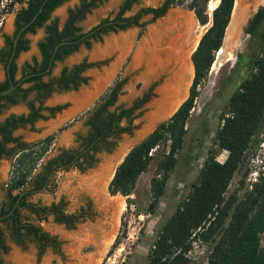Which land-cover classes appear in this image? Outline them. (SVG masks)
Segmentation results:
<instances>
[{"label":"rangeland","instance_id":"1","mask_svg":"<svg viewBox=\"0 0 264 264\" xmlns=\"http://www.w3.org/2000/svg\"><path fill=\"white\" fill-rule=\"evenodd\" d=\"M80 1H64L52 10L50 19L56 18L58 24L61 25L66 18L67 10L75 8ZM161 1L137 0L132 3L124 16L132 15L142 6H157ZM187 1L183 0L181 5H172L163 15L145 25L130 26L115 32L109 31L102 35L100 40H90L89 47L81 44L76 51L60 61H55L50 73L43 76L42 79L45 81L56 76L63 66L69 67L81 60L94 64L82 72L86 81L80 83L77 88L53 90L41 97L40 101L43 105H58L59 109L51 113L43 111V119H37L31 126L19 127L12 131V135L17 136L24 144H32L47 134L51 135L52 141L41 157L42 160L61 147L75 148L77 146L78 137L89 130L86 120L90 112L98 102L102 101L115 82L120 81L121 83L114 103L107 107L109 111L117 107L130 108L134 101L142 96L147 95L148 97L145 102L132 110L129 119L120 120L119 125L126 127L128 131L107 138L105 144L108 149L103 147L93 153L89 166L86 167L87 164H83L82 172L75 167L59 171L53 176L45 190L34 192L28 197L30 201L41 203H48L52 199L61 197L67 212L76 209L83 199H88L91 206V217L64 231L62 226L52 223L51 216H48V219L41 223V227L51 234L59 232V244L54 250L46 247L41 255L37 254L34 241L26 239L23 245L15 243L6 229V224L0 222L2 240L6 246L5 252L0 250V264H145L147 252L158 229L189 191L191 183L195 180L207 157L208 149L215 150L214 156L217 160L224 159L225 151L213 144L214 133L220 123V113L226 110L228 96L250 71V59L254 51H250L247 47L248 36L243 32V26L251 13L259 5H264V0H235L238 5L234 11L235 16L238 17L241 11L243 20L240 26L233 30L235 34L234 37L232 35L230 37L228 53L223 54L219 52L220 49L214 52V62L212 60L213 63L206 76L197 86V95L185 123L186 131L180 150L176 153L175 165L169 172L164 191L154 211L146 212V206L150 200L148 181L153 174L157 159L167 148L166 144L159 143L151 149L152 160L137 177L134 188L128 195L110 194L108 191L113 171L128 149L146 137L158 123L166 120L170 113L179 106V102L187 97L193 75L190 54L200 35L209 25L208 13L210 14L219 0H209L207 10L205 8L208 16L205 24H199L193 11L185 6ZM121 2L122 0H104L91 8L77 22L80 31L89 30L104 17L113 18ZM18 3L15 1L10 5L8 14H11L12 10L19 5ZM210 5L212 9L209 8ZM10 18L6 16L4 30ZM149 20L150 15L147 14L142 16L139 22ZM159 27L158 34L162 41L156 49L158 51V48L169 45L167 38L173 39L175 48L172 51L181 61L178 68H175L173 63H162V58L155 60L157 56H152L146 49H144V55L136 56L141 52L142 45L145 46L148 34L152 32V29ZM126 33H129L127 41L123 37ZM42 35L41 28H37L34 33L30 34L29 47L26 52L21 53L22 56L24 54L29 57L32 53H36V42ZM223 44H225V39ZM169 51H171L170 48ZM239 52L244 57L248 56L249 59L236 68L234 63ZM19 60L21 57L17 56L16 61ZM109 67L112 69L110 74L98 89L85 97V90L91 86L100 73ZM181 69H183V74L184 72L188 74L183 89L181 78L177 76ZM173 72H175L173 78L176 86H173L174 89L172 88L171 91L169 90L171 98L179 87L183 92L175 106L168 110L171 99L165 93L166 84L169 83ZM29 99L33 100L34 104L39 103L33 94L28 96ZM25 112V106L18 104L1 111L0 120L9 114ZM6 147L14 148L11 144H7ZM15 151L17 149L14 148L13 153H16ZM13 160V156L0 158V184L7 182L11 177ZM39 162L41 161L38 160L37 163ZM105 167L107 168L99 180L96 173ZM37 168L36 164L35 169ZM262 173H264V118L233 173L226 195L235 193L241 196L249 188V184ZM30 217L33 218V216ZM100 225V230L103 228L107 236L104 233V237L101 238L100 236L91 237L92 232L87 233ZM111 228H113L112 231ZM211 244L210 241H192L191 248L187 252L190 264H206ZM93 253L94 255L90 258Z\"/></svg>","mask_w":264,"mask_h":264},{"label":"trees","instance_id":"2","mask_svg":"<svg viewBox=\"0 0 264 264\" xmlns=\"http://www.w3.org/2000/svg\"><path fill=\"white\" fill-rule=\"evenodd\" d=\"M64 1L66 0H25L24 5L14 14L16 30L23 27L20 34L33 33L37 28H43L45 33L43 39L37 42L41 60L32 66L33 72L43 70L51 57L53 64L76 51L81 44L89 47L90 40H100L102 35L109 31L115 32L130 26L145 25L163 15L172 5H181L183 2V0H162L157 6H142L132 15L124 16L132 3L137 0H122L113 18L104 17L89 30L82 32L77 22L86 12L104 0H81L75 8L67 10L66 18L59 25L56 18L50 19V14ZM234 1L219 0L212 9L209 25L200 35L190 54L193 75L187 97L170 117L158 123L146 137L128 149L110 178L108 184L110 194L128 195L134 188L137 177L152 160L151 149L159 143L166 144L167 148L157 159L153 174L148 181L150 200L146 212L154 211L164 191L169 172L175 165L176 153L180 150L186 131L185 123L197 95V86L214 62V52H217L222 45L226 27L231 20ZM208 2L209 0H188L185 5L193 11L199 24L208 21L205 11ZM147 14L150 15V20L139 22L140 18ZM243 32L248 36V49L254 51L250 59V71L228 96L226 110L220 113V123L214 133L213 144L225 151V157L219 161L214 156L215 150L208 149L207 157L191 183L189 191L158 229L147 252L145 264H190L187 252L194 240L212 242L206 264H264V173L259 174L241 196L235 193L226 195L233 173L264 118V5L258 6L251 13L243 26ZM70 40L71 42L58 44ZM9 44L12 47V41H9ZM56 44L58 45L51 56ZM27 48V39L18 40L14 55L17 51ZM247 59L248 56L244 57L239 52L234 66L239 67ZM92 65L94 64L91 62L81 60L69 67L63 66L58 76L48 81L41 82L39 75L29 76L23 81H34L32 87L40 96L54 89H75L86 81L82 72ZM120 83L117 81L109 88L86 120L89 130L84 140L80 142V146L86 152H91L90 159L93 153L101 148L108 149L105 144L107 138L128 131L126 127L119 125L120 120L129 119L132 110L147 100L148 96L144 95L134 101L130 108L117 107L109 111L107 107L114 103ZM6 87H8L7 82L0 83V90ZM32 87L22 90L23 94L19 99H24L25 93ZM7 96L8 94L0 95V99ZM29 107L32 109V104H29ZM59 108L60 106L57 105L48 110L53 112ZM40 109L42 108L32 110L26 119L21 118L19 125L32 124L36 119L43 118ZM15 125L17 124H13ZM0 135V157L3 155L14 157L12 174L6 182L8 204L6 207L0 205V215H2L10 209L18 192L32 181L30 179L35 165L47 151L52 136L49 135L42 141L25 146L18 137L10 135V129L6 128L5 124L0 125ZM18 141L19 143L14 147L17 149L16 153H13L14 148H6L7 144ZM64 155L65 158L69 157L66 153ZM14 212L17 213L16 208ZM13 214L0 219V222L6 224L13 241L21 245L26 239L35 241V230L16 223ZM0 250L6 251L1 229Z\"/></svg>","mask_w":264,"mask_h":264},{"label":"flooded vegetation","instance_id":"3","mask_svg":"<svg viewBox=\"0 0 264 264\" xmlns=\"http://www.w3.org/2000/svg\"><path fill=\"white\" fill-rule=\"evenodd\" d=\"M8 12H9L8 8L3 7L2 9H0V70L2 72V78L0 79V83L7 82L8 86L10 85V83H12L14 85V88L10 92L6 93L8 94L7 98L0 99V112L6 108H9V107H12L18 104H23L26 108V112L19 113V114H9L7 116H4L0 120V125L5 124L6 128L10 129V135L14 136L12 135L13 130L19 127L31 126L34 123L33 122L32 124L26 123L24 125H19L21 124L19 120H21V118L22 119L28 118L32 110H35L41 107L42 109L39 110L41 114L43 111H46L47 113H51L48 110V108H53L54 106H48V105L42 104V102L40 101L42 96L38 95L37 91L32 87L35 82L32 80L24 82L23 80H25L29 76L39 75L40 81L44 82L42 78L44 75H48L50 73V69L53 66V64H52V57H51L49 59V61L51 60V64L47 71H44V69L47 66L43 70H37L36 72L31 71L32 66L36 65L41 60V54L37 46V42L42 40L45 35L43 28H41L43 35L36 42V50L38 52V56L36 57L35 55H31L28 61L21 62L20 65H17L16 58L19 52L25 51L26 49L19 50L14 55L15 45L18 40L26 39L25 34L27 33L32 34V32H25V33L20 34L21 29L23 27L18 31L16 30V27L14 24V16L12 20L11 31L6 32L3 29V27H4V22H5L6 16L8 15ZM9 41H12V47L10 46ZM51 56H52V53H51ZM31 73H34V74H31ZM58 74L56 76H58ZM54 77H50L49 79L45 81L53 79ZM28 87H32V88L29 89L25 93V98L20 100L19 98L23 94L22 90ZM54 90H57V89H54ZM6 94H3V95H6ZM30 94H33V96L39 102L38 104H34L33 100H30V99L28 100V96ZM13 99H15L16 101H12ZM29 104H32V109L31 107H29ZM38 119H41V118H38ZM13 124H17V125L13 126ZM85 135L86 133L78 137L77 139L78 143L75 148L61 147L57 149L55 153L51 154L50 156H47L45 159L43 160L40 159L41 162L37 163L38 168L37 169L34 168L33 170V174L30 179L32 181L29 184H26L25 187H23L18 192L17 198L14 200V202L16 200L17 202L13 207L12 213L8 215L10 216L14 213L13 218L16 219L15 221L16 223L23 224L26 227H30L32 230H35L34 232L36 235V240L34 242H35V246L37 249L36 250L37 254L39 255H41L43 249H45L46 247L50 248V250H54L55 246L59 244V238H58L60 235L59 232H55L54 234H51L47 230H45L43 227H41V223L47 220L48 216H51L52 223L56 224L57 226L58 225L62 226L64 231L69 230V228L72 225L81 223L85 221V219H89L91 217V206L89 204L88 199L87 200L83 199V202L79 204V206L76 209L68 211V212L66 210L64 200L61 197H58L57 199H52L48 203H41V202H35V201L28 200V197L34 192H41L45 190L49 182L52 180L53 176H55L57 172L67 170L68 168H71V167H75L78 169L79 172H82L84 170L83 164L85 165L86 163L87 164L86 167L89 166L91 152L89 151L86 152L85 150H83L84 148H81L80 146L81 145L80 142L84 140ZM48 136L49 134L45 135L40 140L33 142L32 144L42 141ZM14 137H17V136H14ZM19 141L12 142L9 144L15 147L16 144L19 143ZM32 144H24V145L30 146ZM65 153L69 155V157L65 158L64 157ZM3 156H9V155H3ZM3 156H1L0 158H2ZM96 174L98 175V178L100 180V178L103 176L104 173H103V170H101ZM6 186H7L6 182H3L0 184V192H1L0 205L3 204L4 207H6V205L8 204V199H9V197L7 196ZM101 199H103V197H101ZM14 202L12 203V205L14 204ZM15 208H16L17 213L14 212ZM30 216H33V218H31ZM112 229L113 228H111L110 230L112 231ZM105 236L107 235L105 234Z\"/></svg>","mask_w":264,"mask_h":264},{"label":"bare ground","instance_id":"4","mask_svg":"<svg viewBox=\"0 0 264 264\" xmlns=\"http://www.w3.org/2000/svg\"><path fill=\"white\" fill-rule=\"evenodd\" d=\"M237 7H238V5H236V3H235V6L232 9L233 12L231 13L232 16H231L230 23H228L229 25H227L228 27H226L227 29L225 30V32H226L225 35H224L225 36V38H224L225 39V44H223V42H222L223 46L221 45V47L219 48L220 49L219 52H223V54L228 53L229 47H230L229 46L230 37H232V36L234 37V34H235V33H233V30L236 29L237 27H239L241 22H242V20H243V17H242L243 14H242L241 11L238 13V15H239L238 17L235 16V12L234 11H235V8H237ZM209 8L212 9V6L210 5ZM159 30H160V27L159 28H155V30L152 29V32L149 31L150 33L148 34L147 39H145V46L142 45L141 52L137 53L136 56L139 57L140 55L142 56V54L144 55V53H145L144 49H146L148 51V53H151L152 56H154V57L157 56V59H155V60H158V59L162 58L161 59L162 63H164V64L173 63V64H175V68H178L180 63H181V61L178 59V57H175V55H174V53L172 51L175 48L174 47L175 46V43H174L175 41L173 39L167 38L166 41H167V43H169V45L167 44L164 47L158 48V51H157L156 48H157L158 45H160V43L162 41V39H160V36L158 34ZM123 37H124V40L127 41L128 37H129V33H126ZM169 48L171 49V51H169ZM111 70L112 69L109 67L105 71H103V73H100L95 78V80L93 81L91 86H89L87 88V90H85V92H84L85 97H88L96 89H98V87L102 84V82L105 80V78L110 74ZM174 86H176V85H174ZM170 91H171V89H170ZM182 92L183 91H182V89L180 87H179L178 90H176V92L174 93V95L171 98V101H169L170 104L168 106V110H171V107H174L175 103L177 101H179V98L181 97ZM106 168L107 167L102 168L103 169V173L105 172ZM100 228H101V225L99 227L97 226V227L91 229L87 233H91L92 232L90 234L91 237H95V236L99 237L100 236L99 238H101L104 235V233L107 234V232H105L103 228H102V230H100ZM93 255H94V253L90 255V258H92Z\"/></svg>","mask_w":264,"mask_h":264},{"label":"crops","instance_id":"5","mask_svg":"<svg viewBox=\"0 0 264 264\" xmlns=\"http://www.w3.org/2000/svg\"><path fill=\"white\" fill-rule=\"evenodd\" d=\"M23 1H25V0L19 1V3H18L19 5H18L17 7H15V8L12 10L11 14H8V16H10L11 18H10V22H9L8 26L5 28V31H6V32L11 31L13 16H14L15 12H16L21 6L24 5V2H23ZM5 22H6V20H5ZM4 26H5V25H4ZM29 37H30V33L25 34V38H26V39H29ZM28 47H29V42H28ZM27 49H28V48H27ZM27 49H26V50H27ZM35 49H36V48H35ZM182 49H183V48H182ZM26 50H25V51H20V52H19L18 56L21 57V60L16 61L17 65H20L21 62L28 61L31 55H35L36 57L38 56V52H37V50H36V53H32L31 55H29V57L26 56V55H24V54H23V56H22L21 53L26 52ZM185 65H186V61H185ZM185 65H184V66H185ZM183 68H184V67H183ZM190 70H191V68H190ZM177 71H178V70H177ZM177 71H175V72H177ZM175 72H173V74L171 75V77H170V79H169V83L166 84L167 90H166L165 93H166L167 96H169L170 99H171V95H170V93H169V90H170V89L172 90V88H173V86H174V84H175V82H174V78H173V75H174ZM190 74H191V71H190ZM177 76H179L178 78H181L180 81H181V83L183 84V86H182V89H183V87L185 86V84H186V82H187V79H186V78H188V74H186V72H184V74H183V69H181V70L178 71V75H177ZM1 78H2V72H1V70H0V79H1ZM177 83H178V82H177ZM181 96H182V94H181ZM180 98H181V97H180ZM180 98H179V99H180ZM179 103H180V102H179ZM176 107H177V106H176ZM176 107H175V108H176Z\"/></svg>","mask_w":264,"mask_h":264},{"label":"water","instance_id":"6","mask_svg":"<svg viewBox=\"0 0 264 264\" xmlns=\"http://www.w3.org/2000/svg\"><path fill=\"white\" fill-rule=\"evenodd\" d=\"M39 10H40V8L38 9V11H39ZM209 16H211V12H210ZM32 19H33V18H32ZM64 42H71V40H70V41H61V42H59L58 44H60V43H64ZM58 44L54 45L52 55H53V53H54V51H55V49H56V47H57ZM195 45H196V44H195ZM220 46H221V45H220ZM194 48H195V46H194ZM194 48H193V49H194ZM219 48H220V47H219ZM50 64H51V60L48 62V65H47V67L44 69V71H47V70H48V68L50 67ZM31 74H34V73H31ZM13 88H14V85H13L12 83H10V85H9L7 88H4V89H1V90H0V95H3V94H6V93L10 92ZM181 102H182V101H181ZM181 102H180V103H181ZM180 103H179V104H180ZM175 110H176V109H175ZM175 110H174V111H175ZM174 111H173V112H174ZM173 112H172V113H173ZM172 113H170V115H171ZM170 115H169L168 117H170ZM16 202H17V200L14 202V204H13L12 207H11V209H10L7 213L0 215V219L4 218V217H6V216H8L9 214L12 213L13 207H14V205L16 204Z\"/></svg>","mask_w":264,"mask_h":264},{"label":"built area","instance_id":"7","mask_svg":"<svg viewBox=\"0 0 264 264\" xmlns=\"http://www.w3.org/2000/svg\"><path fill=\"white\" fill-rule=\"evenodd\" d=\"M14 0H0V9L3 7L8 8L10 4H13Z\"/></svg>","mask_w":264,"mask_h":264}]
</instances>
